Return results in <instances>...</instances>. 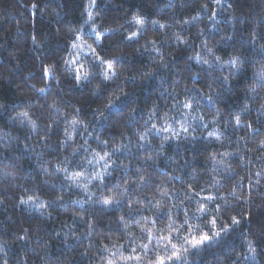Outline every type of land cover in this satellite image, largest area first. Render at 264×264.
Returning <instances> with one entry per match:
<instances>
[{"label":"trees","instance_id":"1","mask_svg":"<svg viewBox=\"0 0 264 264\" xmlns=\"http://www.w3.org/2000/svg\"><path fill=\"white\" fill-rule=\"evenodd\" d=\"M173 244L264 264V0H0V264Z\"/></svg>","mask_w":264,"mask_h":264},{"label":"snow or ice","instance_id":"2","mask_svg":"<svg viewBox=\"0 0 264 264\" xmlns=\"http://www.w3.org/2000/svg\"><path fill=\"white\" fill-rule=\"evenodd\" d=\"M216 2L217 3H219V0H216ZM90 19H91V16H90ZM136 23H138V24H141L142 23V21L141 20H139V19H137L136 20ZM129 39H131V37H129ZM235 61H233V64L235 65ZM111 68V64H109V69ZM45 71V75H47L48 74V69H45L44 70ZM108 77L106 76V79H107ZM79 80H80V77L79 76H77V81L79 82ZM40 91L41 92H43L44 91V89H40ZM187 106V105H186ZM237 120H239V117H237ZM143 138V137H142ZM164 195H167L166 193L164 194ZM29 199H31V197L29 198ZM207 199H212L211 197H208ZM24 203H26V201H24ZM103 203L104 204H110V203H112V201L110 200V199H105L104 201H103ZM198 211H200L201 212V214H203L205 211H206V209L204 208V206L203 205H201L200 206V208L198 209ZM215 218H213L211 221H210V223L214 226L215 225ZM186 223H187V221H186ZM232 223L233 224H239V221L238 220H236L235 218H233V220H232ZM169 227H171V225H169ZM191 227V226H190ZM142 231H143V229H142ZM217 235H218V233H217ZM149 242H151V239H152V237H151V235H149ZM161 239H164L163 237L161 238ZM167 239H169V240H171V237H168ZM210 239H211V237L207 234V233H202L201 235H200V237H199V239H197L196 237H192L191 239H188V238H185V242L186 243H188L192 248H198V247H200L201 245H203V244H205L206 242H208V241H210ZM142 248L143 249H145L146 251L148 250V245L147 244H144V245H142ZM172 248L174 249V251H173V253H172V255H170V256H168V257H166V258H164V257H158V259H157V261L155 262V264H165V261L167 260V261H172L173 259H175V260H182V255H181V253L179 252V251H176L175 249H176V245H172ZM133 251H135V249H133ZM184 251H187V249H184ZM128 259H132V257H129ZM109 264H112V262L111 261H109Z\"/></svg>","mask_w":264,"mask_h":264}]
</instances>
